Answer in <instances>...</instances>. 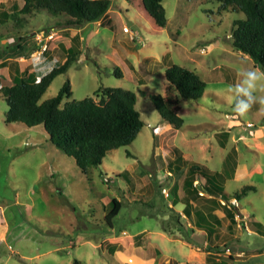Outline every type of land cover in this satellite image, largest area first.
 Here are the masks:
<instances>
[{
  "label": "rangeland",
  "instance_id": "374dc122",
  "mask_svg": "<svg viewBox=\"0 0 264 264\" xmlns=\"http://www.w3.org/2000/svg\"><path fill=\"white\" fill-rule=\"evenodd\" d=\"M0 4L4 9L10 3L0 0ZM162 5L164 27L155 25L140 0H110L103 19L76 28L59 25L65 16L44 10L31 16L14 11L10 17H1L0 53L17 52L13 35L19 34L23 35L21 51L40 45V53L34 51L33 58L50 50L57 59L59 43L64 44L76 30L82 37L78 58L66 72L54 77L40 101L56 95L66 80L71 87L69 101L94 98L98 88L120 87L135 93V108L143 126L130 145L109 151L101 164L85 175L72 157L49 141L42 125L5 123L7 105L0 93V206L9 205L0 264H72L74 259L83 264H118L106 248L97 246L111 231L104 219L105 204L112 198L122 203L113 220L116 231L123 228L134 236L160 227L173 213L167 206L172 199L169 187L177 190L186 170L184 166L177 172L169 168L168 162L176 157L172 147L188 161L219 171L224 152L231 146L237 147L239 162L245 161L249 167L256 163L261 173L248 178L239 169L238 175L223 185L231 196L245 186L252 190H246L238 201L219 198L221 203L235 205V220L241 228L238 239L227 240L228 247L218 243L211 249L218 254L227 248L228 253L243 252L242 264H264V233L258 231L264 232V105L254 104L245 117H239L230 92L240 83L241 70L259 72L264 68L232 47L230 32L233 21L243 18L241 13L218 11L213 0H162ZM47 29L53 32L43 37ZM170 64L194 70L205 82V89L199 100L178 102L177 114L183 123L178 129L170 125L169 131L148 95L165 93L164 72ZM3 79L0 92L9 84ZM255 95L264 96V90ZM223 129L230 131L225 148L216 136ZM252 170L256 167L248 173ZM148 181L152 184L147 185ZM197 183L201 189L200 176ZM141 186L145 187L139 190ZM224 219L217 217L218 222ZM158 248L164 254L166 248L172 253L167 243H159ZM27 254L45 255L36 258ZM253 254L257 257L251 258Z\"/></svg>",
  "mask_w": 264,
  "mask_h": 264
},
{
  "label": "trees",
  "instance_id": "16d2710c",
  "mask_svg": "<svg viewBox=\"0 0 264 264\" xmlns=\"http://www.w3.org/2000/svg\"><path fill=\"white\" fill-rule=\"evenodd\" d=\"M20 14L31 16L36 11H46L51 15L65 16L59 25L65 27H82L103 19L110 7V0H22ZM208 1V0H207ZM218 3V11L241 13L243 18L233 21L230 32L232 47L235 51L247 55L259 68H264V0H213ZM143 9L158 27L166 25V14L162 0H140ZM1 19V16H0ZM21 47V46H19ZM21 49H23L21 47ZM79 51L72 49L62 63L55 64V70L37 83L34 79H25L8 63L9 84L2 87L1 95L7 105L4 122L7 124L23 123L27 127L42 125L49 141L65 155L74 159L79 170L87 175L91 168L101 164L105 155L118 147L130 145L143 126L140 114L135 108L136 95L133 91L120 87H103L93 92V96L81 100H67L71 96L68 80L64 82L56 95L40 101L51 81L59 74L66 72L72 61L78 58ZM6 64H0V67ZM165 93L149 94L148 98L160 115V118L175 129L181 127L183 120L177 114L178 102L181 99L199 100L205 89V82L194 70L177 64L166 67ZM1 78V76H0ZM97 98V100L95 99ZM64 101V102H63ZM228 132L216 133L218 144L225 146ZM175 158L168 162L169 168L179 171L187 168L184 178L186 199L196 198L198 202L210 201L215 207L222 209L231 224H235V205L221 203L220 197L229 201H238L246 190L228 195L224 183L235 171L236 154L234 147L227 153L219 171H212L204 165L182 159V153L172 147ZM200 176L204 180L202 191L210 195L205 198L199 194L193 181ZM176 192V188L174 192ZM121 202L112 198L105 222L111 226ZM256 229V226H254ZM261 233L263 231L258 230ZM208 252V251H207ZM231 259V256H229ZM72 264H81L74 260ZM205 264H225L216 260L215 254L207 253Z\"/></svg>",
  "mask_w": 264,
  "mask_h": 264
},
{
  "label": "crops",
  "instance_id": "0c3cea01",
  "mask_svg": "<svg viewBox=\"0 0 264 264\" xmlns=\"http://www.w3.org/2000/svg\"><path fill=\"white\" fill-rule=\"evenodd\" d=\"M6 1L10 4H8L7 7H4V9L0 4L1 17H10L11 12L13 14L14 11H19L23 6L22 0ZM17 28L18 27H16V29ZM50 29L54 30L53 27H50ZM50 29H47L42 33L43 37L49 36L48 34L53 32L50 31ZM67 29L69 28H64L63 30ZM54 31L56 32V30ZM78 35V30H76L74 34L70 36V38H65L68 40L67 43L64 41L65 39L63 40L64 44L59 43V48L56 51L57 59L54 58V53L50 50L44 52L43 57L47 58L48 61H53V59H55L56 64L59 63L62 58L65 60V57L70 50L78 48V43L82 39V37ZM13 37L16 40L18 51L12 53V55H9V53L7 54L5 52L0 53V64H6V66L0 67V76L5 78L3 79V81L5 82L6 79L9 80L10 77L8 63L12 65L13 74H15L16 70H14V62H16V69H18L23 78L34 79V77L36 76V78L38 79L41 73L33 68V57L36 54V52H33L36 50L38 51L40 45L34 46L28 51L24 52L21 51L24 50V48L21 49L19 47V43H22L21 41L23 39V35H13ZM42 42H44V40ZM37 53L40 52L38 51ZM166 129L169 131L172 130L169 124H166ZM227 130L223 129L219 132H227ZM232 147H234L237 151V147L231 146L224 152L222 162L225 160L227 153ZM223 148H225V146ZM181 155L183 160H188L183 153ZM239 156L240 153L237 152L235 171L230 179L235 178L238 175L239 169H242L241 171H243L248 178L252 177L255 173H261V169L258 164L254 163L249 167L245 161L239 162ZM255 167L256 170H252L251 173H248L249 169H253ZM185 169L187 170V168ZM186 170L181 179V182L179 183V186L177 187L176 192L173 193L175 188H173L172 190V187H169V193L171 192L172 199H170V203L167 206L171 208L173 213L169 215L168 218L162 221L160 227L151 228L150 230H142L140 231V234L130 236L126 234V230L123 228H119L116 231L113 225V219L111 221V226H109L111 231H108L102 237L101 244L97 246L102 249L103 247L106 248L107 251L111 253L110 255L112 256V260L116 261L118 264H205L207 253L209 252L215 254L216 260L221 259L225 264H242L241 259L246 256V254H243V252L235 251L232 254L231 252L228 253L227 248L225 251L227 254H225V252L223 254H218L216 253V251L211 249L212 246L218 243H220V245H225L226 247H228L227 240L230 238L238 239L237 231L241 227L238 222H236L235 224H231L224 211L215 207V203L210 201L198 202L194 197L190 198L189 200L186 199V195L191 193H186L187 190L183 185L184 178L187 172ZM167 173L170 174V172ZM194 181H197V178ZM194 181L192 186H194ZM146 183L147 185H150V183L152 184V182L150 181ZM170 183L172 184V182H169L168 185ZM145 186H141L139 190L143 189ZM199 190L200 189H198V192ZM202 193L204 194L205 198H210L209 194L205 193L204 191ZM16 202H18L17 197ZM7 206L9 205L6 204V206H0V243L6 241L8 234V220L5 214ZM109 209L110 208L108 202L105 204V207L103 209L104 219ZM121 209L122 203L117 215H119ZM217 217L219 219L221 217H224L226 220L224 219V221L221 220L220 222H218ZM243 217L245 218L244 215ZM244 223L246 222L244 221ZM246 230L247 232H251L249 228H247ZM145 237H147L148 240H144ZM139 241H141V243ZM159 243H167L169 246H171L172 253H170V249L166 248V251L168 253L164 254L163 251L158 248ZM127 250H131V254H125V251ZM27 255L29 257L37 258L39 255L41 256L45 254ZM229 256H231V259L229 258ZM254 257H257V254L251 255V258ZM74 260H78L81 264L84 263V261H81L79 259ZM65 264L70 263L66 262Z\"/></svg>",
  "mask_w": 264,
  "mask_h": 264
},
{
  "label": "clouds",
  "instance_id": "9594fccd",
  "mask_svg": "<svg viewBox=\"0 0 264 264\" xmlns=\"http://www.w3.org/2000/svg\"><path fill=\"white\" fill-rule=\"evenodd\" d=\"M231 38V37H229ZM56 61H48L42 54L33 60V68L41 73L37 83L55 70ZM46 70H43L45 69ZM241 81L230 88L234 111L239 117H245L254 104L264 105V96L257 97L258 90H264V71L241 70Z\"/></svg>",
  "mask_w": 264,
  "mask_h": 264
},
{
  "label": "built area",
  "instance_id": "2783aa9c",
  "mask_svg": "<svg viewBox=\"0 0 264 264\" xmlns=\"http://www.w3.org/2000/svg\"><path fill=\"white\" fill-rule=\"evenodd\" d=\"M44 49H45V46L42 48V51H43ZM196 184H198L197 181H194V186H195ZM162 192L165 193V190H162ZM202 192H203V191H202V188H201V189L199 190V194H203ZM167 195H168V194H167V192H166V193H165V196H167Z\"/></svg>",
  "mask_w": 264,
  "mask_h": 264
}]
</instances>
